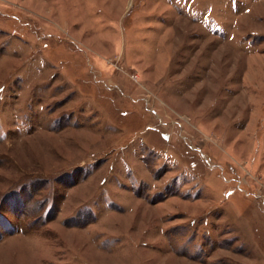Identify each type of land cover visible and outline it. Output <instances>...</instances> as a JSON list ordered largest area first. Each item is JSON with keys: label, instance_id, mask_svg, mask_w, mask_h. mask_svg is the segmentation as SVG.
<instances>
[{"label": "rangeland", "instance_id": "1", "mask_svg": "<svg viewBox=\"0 0 264 264\" xmlns=\"http://www.w3.org/2000/svg\"><path fill=\"white\" fill-rule=\"evenodd\" d=\"M0 264H264V0H0Z\"/></svg>", "mask_w": 264, "mask_h": 264}]
</instances>
